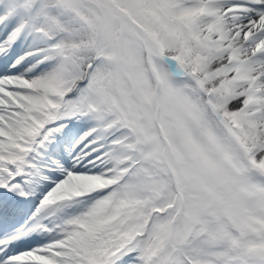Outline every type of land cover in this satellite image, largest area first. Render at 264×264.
Segmentation results:
<instances>
[{
	"label": "snow or ice",
	"instance_id": "snow-or-ice-1",
	"mask_svg": "<svg viewBox=\"0 0 264 264\" xmlns=\"http://www.w3.org/2000/svg\"><path fill=\"white\" fill-rule=\"evenodd\" d=\"M0 264H264V0H0Z\"/></svg>",
	"mask_w": 264,
	"mask_h": 264
}]
</instances>
